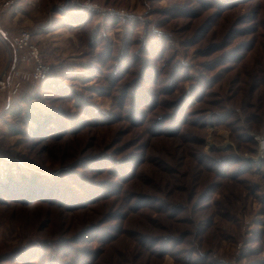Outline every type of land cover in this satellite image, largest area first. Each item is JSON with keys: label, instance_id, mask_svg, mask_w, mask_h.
Instances as JSON below:
<instances>
[{"label": "rangeland", "instance_id": "1", "mask_svg": "<svg viewBox=\"0 0 264 264\" xmlns=\"http://www.w3.org/2000/svg\"><path fill=\"white\" fill-rule=\"evenodd\" d=\"M23 31L0 264H264V0H0V78Z\"/></svg>", "mask_w": 264, "mask_h": 264}, {"label": "built area", "instance_id": "2", "mask_svg": "<svg viewBox=\"0 0 264 264\" xmlns=\"http://www.w3.org/2000/svg\"><path fill=\"white\" fill-rule=\"evenodd\" d=\"M31 38V34L28 31H23L9 42L14 51L20 56V64H25L26 66L33 64L34 67L31 71L21 67L13 70V72L5 73L0 78V94L2 91H5L11 86V82H13V89L16 90V86L14 84L16 80H19V82H17V86H20L21 80L28 78L40 81L45 77L48 69L40 60L39 51L35 45L31 43ZM15 78L17 79L15 80ZM14 95H16L15 92Z\"/></svg>", "mask_w": 264, "mask_h": 264}, {"label": "trees", "instance_id": "3", "mask_svg": "<svg viewBox=\"0 0 264 264\" xmlns=\"http://www.w3.org/2000/svg\"><path fill=\"white\" fill-rule=\"evenodd\" d=\"M20 105L17 106V107L16 106L13 107V109L11 110L12 114H14L16 116H21L24 113V120L29 119L30 121H33L34 124H39V119L37 118V116L34 115V114H32L29 111H24V106H20ZM24 180H27V179L25 178ZM35 180H36L35 177H33L31 179V182L34 183L33 186L38 187L39 185H38V183L35 182ZM6 185H8V186L11 185V188H12L13 180L12 179H9L8 180V183ZM3 187L7 189V186H3ZM2 190H4V189H2ZM7 190H8V193H11L10 190H9V188Z\"/></svg>", "mask_w": 264, "mask_h": 264}]
</instances>
